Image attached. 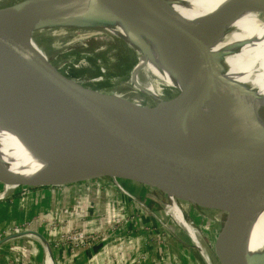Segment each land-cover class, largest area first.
Returning a JSON list of instances; mask_svg holds the SVG:
<instances>
[{"label":"water","instance_id":"1","mask_svg":"<svg viewBox=\"0 0 264 264\" xmlns=\"http://www.w3.org/2000/svg\"><path fill=\"white\" fill-rule=\"evenodd\" d=\"M25 1L0 3V17ZM83 2L57 0L37 9L34 19ZM250 3L264 11V0ZM144 9L155 26L171 31L150 4ZM108 12L101 7L99 13ZM34 31L23 17L12 32L0 30V109L80 178L34 180L29 187H44L102 231L150 248L172 249L179 228L205 264L211 263L193 221L200 212H217L222 218L212 238L216 263L252 264L242 254L241 239L264 207V141L215 155L213 148L189 145L177 123L195 96L201 66L191 62L181 88L163 103L137 105L60 72L36 51ZM184 35L206 49L195 32ZM206 66V83L225 81L220 57L210 55ZM210 165L212 171H201ZM161 195L173 200L162 203ZM176 211L192 235L179 225ZM260 253L264 258V248Z\"/></svg>","mask_w":264,"mask_h":264},{"label":"bare ground","instance_id":"2","mask_svg":"<svg viewBox=\"0 0 264 264\" xmlns=\"http://www.w3.org/2000/svg\"><path fill=\"white\" fill-rule=\"evenodd\" d=\"M250 1L85 0L65 9L60 7L48 17L34 19L37 9L57 0H26L17 5L16 10L0 17V30L12 32L23 17L35 30L56 26L68 31L105 32L120 38L135 53V62L129 70L130 87L114 94L137 105H142L144 97L151 98L157 105L163 103L158 97L159 86L166 85L177 91L190 63L198 64L202 70L192 101L202 89L204 92L195 101L188 100L177 128L189 145L205 150L213 148L211 153L215 155L221 149L257 147L264 141V11L256 9ZM149 4L152 13L171 31L160 30L159 25L148 19L144 7ZM101 7L109 12L99 13ZM185 30L198 34L206 49L201 50L200 43L187 39ZM36 51L46 57L40 48L36 47ZM210 55L221 58L226 77L213 87L205 80ZM213 167L210 165L201 171H212ZM78 178V174L58 161L0 109L1 183L9 186L17 182L25 189L34 186V180L66 182ZM263 209L249 221L241 248L249 226L264 233ZM61 210L58 215L68 219V214H62ZM176 215L179 225L184 226L186 223L177 211Z\"/></svg>","mask_w":264,"mask_h":264},{"label":"rangeland","instance_id":"3","mask_svg":"<svg viewBox=\"0 0 264 264\" xmlns=\"http://www.w3.org/2000/svg\"><path fill=\"white\" fill-rule=\"evenodd\" d=\"M18 1L20 0H0V3L6 5ZM33 39L49 58L50 62L68 77L108 93L121 92L126 87H130L128 76L129 70L135 62V53L118 37L105 32L85 33V31H68L52 26L38 27L33 33ZM159 90L158 97L162 100L169 98L176 91L175 88L166 85H160ZM142 105H154V100L144 97ZM19 176L27 177L26 175ZM21 187L17 182H13L9 186L0 182V198L4 197L2 202L10 203L15 197L25 196L24 198H30L35 197L37 194H42L43 197H50L44 187H27L25 189ZM166 198L167 200L170 199L167 195ZM166 198L161 195L160 201L162 203L166 202ZM60 204L57 205L60 206ZM41 206V204L37 203V207ZM199 214L200 220L193 221L194 226L197 228L210 263L217 264L212 249V238L222 216L217 212H200ZM57 215L58 213L56 212L51 214L50 211L44 212L43 210L40 213L34 211L30 217L23 219V221L20 220L16 225H12L19 226L21 232L6 241L3 244V249L0 247V264H56L61 259L55 257L54 254L50 258L56 248L59 249V252L66 250L72 256L77 249L85 251H88V249L95 250L93 249L95 244H97L98 248L94 251V254H102L101 256L105 258L104 260L108 262L113 260L114 262L116 260L115 257L119 254L116 250L123 251L125 249L122 242L118 243V240L120 241L118 237L104 231L94 234L95 237L88 238L89 241L85 245L77 248L71 240L72 234L79 232V229L76 226L74 227V225H78L80 222L83 224L87 222L79 220L77 216L72 215L73 223L67 225L65 222L59 221ZM182 227L186 231L189 230L188 233L190 235L193 234V230L189 225L185 224ZM68 228L69 233H66ZM176 233V237L171 238L170 241L172 249L161 250L163 252L159 256L147 254L148 263L205 264L198 250L190 245L184 232L178 228ZM134 248L140 255L141 253L137 247ZM263 248L264 233L261 234L255 227L249 226L243 240L242 254L252 258V264H264V259L260 253ZM136 252H133L132 258L124 264H139L145 260ZM85 254L89 255L88 252ZM94 254H92L93 257H95ZM124 258L126 257H122L123 260ZM117 263L121 264L119 261Z\"/></svg>","mask_w":264,"mask_h":264},{"label":"crops","instance_id":"4","mask_svg":"<svg viewBox=\"0 0 264 264\" xmlns=\"http://www.w3.org/2000/svg\"><path fill=\"white\" fill-rule=\"evenodd\" d=\"M46 192L50 197L46 196L47 197L46 198V197H43L42 194L40 195L37 194L35 197H30V198H24L25 196H21L18 198L15 197L13 201H11L10 203L0 201V231L12 225L18 224L20 220L23 221V219L30 217L31 213H33L34 211H38L40 213L41 211L44 210V212L50 211L51 214H53L55 212L58 213L60 209L65 208V207L68 208V210H70L69 215H68L70 218H72V215H75L78 217L79 220L85 221L84 219H82V217L78 213L72 210V208L69 206V204L66 201L59 200L53 193L47 190ZM17 199H20V200H17ZM37 203L41 204L42 206L37 207ZM59 203H61L60 206L57 205ZM77 226L79 228H83L87 230L89 229L95 230L97 233L103 232L96 225L90 222H87L85 224L80 222V224H78ZM12 237L13 236H10V238H8L6 241L11 239ZM119 239L120 241L118 240V243L122 242L125 249H123V251L116 250V252L119 254L115 257L116 260H114V262L113 260H111L112 262L111 261L108 262L107 260H104L105 258L101 256L102 254H98V255L94 254V251L98 248L96 246L97 244H95L93 247V249L95 250L88 249V251H85V250L77 249L76 252L72 254V256L69 255V253L66 250H62L61 252H59L58 248H56L53 253L52 251H50V253H52L51 256L54 254L55 257H58L59 259H61V260L58 259L59 263H56V264H118L117 263L118 261L121 264H124L125 262L129 261V259L132 258L133 252L134 253L136 252V249L134 247H137L138 251L141 254L139 255L138 252L136 253L141 258L143 257L145 259L143 262H140L139 264H149L147 254H151L152 256H159V254H162L163 252L160 249L150 248L149 246L127 241L121 238ZM5 242L0 244V247L2 249L4 248L3 244H5ZM60 247L62 248V246ZM86 252L89 253L88 256L87 254H85ZM92 254H94L95 257H93ZM122 257H126L124 258V260L126 261H124ZM158 264L160 263L158 262Z\"/></svg>","mask_w":264,"mask_h":264},{"label":"built area","instance_id":"5","mask_svg":"<svg viewBox=\"0 0 264 264\" xmlns=\"http://www.w3.org/2000/svg\"><path fill=\"white\" fill-rule=\"evenodd\" d=\"M3 198L4 197H1L0 201H2ZM11 198H13V197H11ZM11 198H9V199H11ZM69 212L70 211L66 207L62 208V210H61L62 214H68L69 215ZM57 217L59 218V221L65 222L67 225H69V223H73L72 218H70V217L66 220L63 219V217H61L60 215H57ZM75 226L79 229V232L74 234V235L72 234L71 240L73 241L72 243L75 244V246L77 248H80L83 245H85L87 243V241H89L88 238L95 237L94 234L97 233L95 230H91V229L87 230V229L79 228L77 225H74V227ZM65 231H67V230H65ZM20 232H21V230H20L19 226L7 227V228L0 231V240L7 238V237H10V236H13V235H16V234H19ZM66 233H69V228H68V231ZM50 258H51V255H50Z\"/></svg>","mask_w":264,"mask_h":264}]
</instances>
